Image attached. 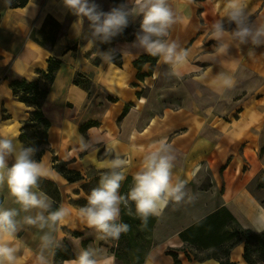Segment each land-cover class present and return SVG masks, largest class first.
I'll list each match as a JSON object with an SVG mask.
<instances>
[{"label": "crops", "instance_id": "1", "mask_svg": "<svg viewBox=\"0 0 264 264\" xmlns=\"http://www.w3.org/2000/svg\"><path fill=\"white\" fill-rule=\"evenodd\" d=\"M95 2L107 12L127 0ZM225 3L169 0L179 17L169 38L189 55L176 69L158 60L150 72V62L141 70L135 67L147 54L130 46L142 17L130 20L110 44L97 42L93 47L88 41V21L84 20L83 34L77 37L73 25L78 18L63 0H29L23 8H6L0 0V136L21 142L19 134L32 110L15 97L10 76L36 81L39 71L48 70L49 58L63 62L43 104L51 126L40 161L48 173L44 179L58 187L59 206H67L71 213L68 224L56 233L61 241L57 250L68 245L76 256L80 247L91 244L104 249L117 264L114 243L96 237L79 218L80 206L75 203L87 202L86 187L97 185L107 171L111 157L106 152L128 159L130 166L124 171L126 179L132 178L142 165L141 149L165 137L176 155L173 181L183 180L193 199L186 197L164 208L153 226L154 246L144 264H221L213 254H196L226 249L231 243L227 220L257 232L252 221L264 210V187L257 186L264 175V46L251 54L247 46L234 44L226 52L217 51L211 25L223 18ZM245 4L250 19L264 24V0H245ZM96 48L115 49L122 64L102 63ZM222 73L234 78L231 89L222 88ZM76 74L91 80L89 89L75 84ZM79 135L99 139L96 150L73 151ZM55 156L84 178L69 182L54 169ZM0 203L18 207L6 187L0 189ZM214 215V221L198 226ZM39 236L29 226L17 234L21 249L17 264H34ZM244 248L240 243L229 252L232 264H248ZM54 260L55 256L52 264Z\"/></svg>", "mask_w": 264, "mask_h": 264}, {"label": "clouds", "instance_id": "2", "mask_svg": "<svg viewBox=\"0 0 264 264\" xmlns=\"http://www.w3.org/2000/svg\"><path fill=\"white\" fill-rule=\"evenodd\" d=\"M4 4L10 8L11 0H4ZM63 5L78 18L73 25L77 37L83 34L84 20L88 21V41L93 47L97 42L110 44L113 38L123 33L130 20L142 17L130 46L158 57L159 62L172 69L187 62L188 51L169 38L170 29L179 19L169 0H127L107 12L95 0H63ZM211 37L218 42L219 53L228 51L234 44L247 46L251 54L257 47L264 46V24L250 19L245 0H226L223 18L211 25ZM95 55L102 63H112L116 50L96 48ZM172 74L180 75L176 71ZM219 79L223 89H231L235 84L232 76L223 73ZM99 142V139H85L79 135L73 151H95ZM38 150L34 146H25L16 137L0 136V189L6 187L18 205L5 207L0 203V264H17L21 249L16 237L25 226L40 232L34 264H52L55 252L61 246L56 233L61 226L68 224L71 213L63 204L54 208V201L39 190L41 178L48 173L45 165L35 158ZM141 150L144 152L142 165L132 177L126 194H121L120 188L126 179L124 169L130 166V161L106 152L105 155L111 157L107 171L87 194L86 205L78 210L79 218L95 231L100 240L119 239L121 234L130 230L129 224L120 221L122 206L127 215H135L146 226L148 218L160 216L170 202L179 204L186 197L189 201L193 199L186 192L183 180L173 181L176 155L174 146L166 137ZM252 227L257 232L264 231V210L252 221ZM64 264H114V257L90 244L80 247L76 258Z\"/></svg>", "mask_w": 264, "mask_h": 264}, {"label": "trees", "instance_id": "3", "mask_svg": "<svg viewBox=\"0 0 264 264\" xmlns=\"http://www.w3.org/2000/svg\"><path fill=\"white\" fill-rule=\"evenodd\" d=\"M29 0H13L11 6L17 8H23L27 6ZM1 20V15H0ZM1 22V21H0ZM158 57H152L149 55L142 56L139 60H137L134 65L138 70H141L146 63L150 62L151 67L149 71L151 72L154 69V66L158 62ZM49 67L48 70L43 72L39 71V80L36 81H28L25 78L19 76H10L11 78V89L14 92L15 97L29 106L32 110L30 112L29 119L24 124L19 134L21 142L25 146H34L38 148V152L36 153L35 158L40 162L43 155L46 152V147L48 146V130L51 126V123L48 119L45 118L43 112V104L50 93V88L53 82L56 79V75L62 66L63 62L59 59L49 58ZM116 65L122 64V59L119 54H116L115 60L113 61ZM143 76L140 75V78ZM75 84L83 87L84 89H89L91 80L89 78L84 77L81 74H76L74 79ZM31 134H28L29 130H33ZM53 167L59 174L65 177L69 182H77L78 180L83 179L84 177L81 175L80 172H76L73 170L68 169L66 162H62L59 160L58 157H54L52 160ZM99 178L97 179V182ZM132 182V178L128 177L125 182V186H128L129 183ZM259 187H264V175H261L258 179ZM39 188L46 192L49 196H51L54 200V208L59 206L61 201L60 192L58 191L57 185L51 181L44 178H41L39 182ZM123 193L125 192V188H123ZM81 201V200H80ZM87 203L86 201H84ZM79 203V202H78ZM134 206V205H133ZM134 208V207H133ZM210 216L209 219L201 222L198 224L200 227H204L206 223H210V221H214L215 217ZM121 222L127 224H135L141 225V220H136L129 215L126 214V210L123 208L121 210ZM158 220V216H151L148 218L149 221V231L151 233V239L149 241L144 240L142 242V246L147 243L154 244L152 239V229L155 223ZM235 229L228 232V239L230 240V244L226 247V249H221L220 251H216L213 253V256L220 261L221 264H232L229 260V252L240 245V243L245 244L244 248V256L245 260L248 264H258V262L264 263V231L262 232H253L251 230H246L240 225L236 223L234 220ZM131 227V226H130ZM78 235V234H77ZM184 236V233L182 234ZM126 240L125 236L121 237V240L118 242V247L120 243H123ZM132 249H137L138 243L134 242L133 240L129 239ZM141 246V247H142ZM145 248V246H143ZM142 247V248H143ZM117 253L118 251L115 250ZM149 251H146L142 258L140 259L139 264H144L145 259L148 255ZM172 254L176 259V254L174 252H169ZM118 254H116L117 256ZM76 256L71 252V249L67 245L64 248L58 249L55 254L54 264H60L61 261H67L71 259H75ZM176 264H180L176 261Z\"/></svg>", "mask_w": 264, "mask_h": 264}, {"label": "rangeland", "instance_id": "4", "mask_svg": "<svg viewBox=\"0 0 264 264\" xmlns=\"http://www.w3.org/2000/svg\"><path fill=\"white\" fill-rule=\"evenodd\" d=\"M33 131H35V129L29 130L28 134H31ZM125 182H126V179L123 182V188H125V192L123 194H126L129 191V189L131 187V184H132V182H131V183L128 184V186H125ZM95 186H97V185H95L94 182L91 183L89 187H86L87 192L89 193L90 190L93 187H95ZM257 186H259L258 181H257ZM75 204L77 206H80V207L86 205V203L83 200L79 201V203L76 202ZM122 209H123V206H122ZM133 211H134V208H133ZM130 217H132V218H134L136 220H140L135 215L130 216ZM120 221H121V219H120ZM226 222H228L230 231L235 229L234 222H231L230 220H227ZM130 226H131L130 230L126 234H121L119 239H115V240L109 239V241L113 242L114 246H115L114 255H115V259L117 261V264H139L140 263V259L142 258V255L146 251H150L153 248V246H154L151 243V241H150V243H147V244L143 245V246H145V248L142 246V242L144 240L149 241L151 239V233L149 231V221H147V225L146 226H143L142 224L137 226L134 223L130 224ZM122 235H123V237L125 236L126 240L123 243H120V245L118 247V242L121 240ZM129 239H131L134 242L138 243L139 247L137 249H132V246H131V244L129 242L130 241ZM227 245L228 244H226V246ZM226 246H224V247H226ZM115 250L118 251V252L116 253ZM116 254H118V255L116 256ZM211 254H213V252H211V253H207L206 252V253H203V254H198L197 253L196 256L205 257L206 255H211ZM258 264H264V263L258 262Z\"/></svg>", "mask_w": 264, "mask_h": 264}]
</instances>
